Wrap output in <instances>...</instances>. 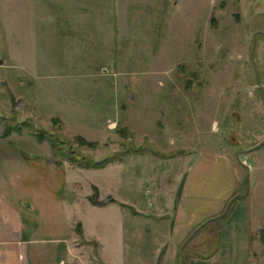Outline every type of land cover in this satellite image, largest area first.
<instances>
[{
    "label": "rangeland",
    "instance_id": "obj_1",
    "mask_svg": "<svg viewBox=\"0 0 264 264\" xmlns=\"http://www.w3.org/2000/svg\"><path fill=\"white\" fill-rule=\"evenodd\" d=\"M257 29L264 96V0H0V115L119 156L63 190L69 220L96 238L74 220L81 264H264V141L238 153L245 192L235 153L264 137ZM29 130L0 137L48 152ZM93 185L109 203L90 200Z\"/></svg>",
    "mask_w": 264,
    "mask_h": 264
},
{
    "label": "crops",
    "instance_id": "obj_2",
    "mask_svg": "<svg viewBox=\"0 0 264 264\" xmlns=\"http://www.w3.org/2000/svg\"><path fill=\"white\" fill-rule=\"evenodd\" d=\"M10 137L14 138V135L10 134L6 139ZM4 141L0 137V264H81L84 245L74 242L77 239L74 220L82 222L86 240L95 237L88 233L83 220L75 212L76 219L69 220L68 202L63 197V190L77 183L71 176L81 167L68 166L65 159L50 158L51 145L44 154L36 151L27 154L18 151L19 146L17 151L9 150ZM110 202H115L117 208V199ZM121 206H118L120 210ZM120 214L123 223L119 241L125 250L124 210ZM158 242H161L156 245L158 258L165 254L164 248L169 254V240ZM177 242L171 248L172 257ZM171 260L173 258L170 263Z\"/></svg>",
    "mask_w": 264,
    "mask_h": 264
},
{
    "label": "trees",
    "instance_id": "obj_3",
    "mask_svg": "<svg viewBox=\"0 0 264 264\" xmlns=\"http://www.w3.org/2000/svg\"><path fill=\"white\" fill-rule=\"evenodd\" d=\"M3 119L4 122V129L1 133L2 137L9 136L13 131L15 132H23L24 128H30L29 132L35 136L39 141L48 140L50 142V145L52 147V150L55 153H58L61 157L67 158L70 162L76 163L78 166L89 168V167H104L107 164L119 160L118 154L115 152L114 154L104 156L102 158H94V156L91 153L82 152L79 149H75L71 145V141H68L65 139L59 131L56 130H49L46 128H42L41 126L35 125L30 120H21V121H14L12 122V116L7 117L6 115H0V121ZM5 119V120H4ZM52 125L54 126L56 122H58V118L53 117L52 118ZM77 140V143L79 145H87L90 148H95L97 146V142L95 140H88L84 136L76 135L74 138ZM66 142V144H65ZM141 146H138L137 148H133L134 150H140ZM130 151V150H127ZM116 154V155H115ZM94 192L90 196V200L93 203H100L103 204L105 201H98V187L93 185L92 186ZM112 199V197H110ZM122 205L126 206V204L122 203ZM82 224L80 221H78L75 225L76 230H79L81 232ZM262 239L264 240V234L262 233ZM214 251V250H213ZM212 251V252H213ZM211 252H209L210 254Z\"/></svg>",
    "mask_w": 264,
    "mask_h": 264
},
{
    "label": "water",
    "instance_id": "obj_4",
    "mask_svg": "<svg viewBox=\"0 0 264 264\" xmlns=\"http://www.w3.org/2000/svg\"><path fill=\"white\" fill-rule=\"evenodd\" d=\"M257 31H259L260 33H262V31L260 30V29H257L256 31H254L253 33H252V40H253V43L251 44V47H250V53H251V55H250V57H251V62H252V65H254V73H255V78L257 79V81H256V84H257V89L258 90H260L261 92H260V94H261V99H262V103H264V96H263V94H262V90L260 89V78H259V73H258V70H257V65H256V63H255V59H254V52H253V49H254V44L256 43V40H255V35H256V32ZM263 34V33H262ZM263 107H264V105H263ZM264 141V137H262L261 138V140H259V142L258 143H256V144H254V145H250L248 148H240V149H236V151H235V153L237 154V159L239 160V162L241 163V164H243L244 165V167H246L247 169L245 170V172H244V174H243V176H242V183H243V187H244V192L246 191V185H245V177L247 176V174H248V170H249V165L247 164V163H245L244 161H242L239 157V152H241V151H246V150H248L249 148H254V147H256V146H258V145H260L262 142ZM181 258V262H182V260H183V258H182V256L180 257ZM181 264V263H180Z\"/></svg>",
    "mask_w": 264,
    "mask_h": 264
}]
</instances>
